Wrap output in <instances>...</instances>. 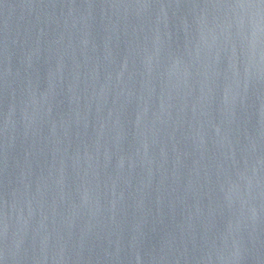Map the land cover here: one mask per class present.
<instances>
[{
  "label": "water",
  "instance_id": "95a60500",
  "mask_svg": "<svg viewBox=\"0 0 264 264\" xmlns=\"http://www.w3.org/2000/svg\"><path fill=\"white\" fill-rule=\"evenodd\" d=\"M0 264H264V0H0Z\"/></svg>",
  "mask_w": 264,
  "mask_h": 264
}]
</instances>
